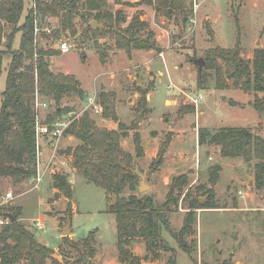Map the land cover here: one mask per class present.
<instances>
[{"label": "rangeland", "instance_id": "rangeland-1", "mask_svg": "<svg viewBox=\"0 0 264 264\" xmlns=\"http://www.w3.org/2000/svg\"><path fill=\"white\" fill-rule=\"evenodd\" d=\"M105 1L110 10L124 13L126 23L122 28L133 17L145 22L147 29L139 36L145 38L147 34H153L148 38H154L161 53L133 50L128 55L115 48L114 40L108 34L97 38L82 36L80 22L76 18L78 34L72 36L67 33L61 38L71 45L66 54L59 51L57 41L51 36L47 41L43 40L47 48L59 52L49 59L51 70L74 76L85 93L83 100L76 96L63 98L61 107L80 112L88 96L99 100L101 92L113 94L119 122L130 128L126 137L120 140V145L133 156L135 172L146 174L145 184L149 188L138 194H147L156 204H161L173 179L186 176V186L176 194L178 203L172 207L170 215L173 230L182 226L188 203L193 197L202 196L200 202L203 199L207 201L209 195L205 192L212 189L216 205V209L196 211L195 235L186 239L187 242L192 239L196 242L190 256L181 251L165 232L163 237L174 248L173 253L160 252L159 259L154 260L140 239L132 244L130 250L140 258L148 256L149 260L142 261V264H168L170 257L175 259V264H264V189L255 188L256 161L246 164L240 158H224L218 146L198 144V131L202 128L221 131L240 127L264 138V106L262 110H256L253 105L256 99L264 97V93L247 92L241 87L243 81L232 80L227 81V88L219 89L214 72L205 69L206 65L199 71L194 62L200 58L204 60L206 52L213 47L231 49L237 42L242 58L252 60L256 50L264 49V0H191L192 11L188 12L186 23H182L178 14L166 19L163 12H155L153 7L138 5V0ZM193 5H196V11ZM32 6L33 0H24L18 26ZM55 26L56 18L46 20V28ZM6 32H10L9 26H6ZM21 34L16 33L12 50L18 49ZM3 48L1 45L0 49ZM10 61L9 55L3 59L0 94L5 88ZM194 94L202 97L197 105L191 101ZM142 98L145 104L140 106ZM34 101V97L30 99L32 109ZM38 101L46 104V108L38 111L40 121L44 122L53 116L54 101L41 95ZM88 115L100 128L118 129L117 123L104 119L101 114L91 112ZM137 117L139 121L135 122ZM134 134L140 138L141 158L135 155ZM167 139L169 142L162 162L157 166L158 152ZM78 144L77 139L66 135L55 147L48 140L42 143L41 152H45L40 160V167L44 170L41 182L35 188L32 180L15 185L11 179L3 178L0 201L8 192L12 194V200L1 209L20 208V222L40 243L53 250L57 257L52 255V258L60 264H64L63 252L69 254V259L78 257V252L70 250L62 242V237L77 241L92 231H96V251L92 261L95 264H124L118 260L115 216L109 211L117 196H108L104 189L88 183L79 171L72 170L73 159L67 152ZM167 153L169 157L165 158ZM211 166L221 168L214 186L208 183ZM54 172L66 175L69 181L71 175H75L70 200L53 190ZM130 194L125 188L120 196ZM69 206L70 219L67 214ZM39 218L45 221L43 230L33 227V221ZM4 219L0 215V220ZM69 220L71 233L64 236L62 230ZM61 244L63 252L59 248ZM18 264L28 263L21 261ZM47 264H51V260Z\"/></svg>", "mask_w": 264, "mask_h": 264}, {"label": "trees", "instance_id": "trees-1", "mask_svg": "<svg viewBox=\"0 0 264 264\" xmlns=\"http://www.w3.org/2000/svg\"><path fill=\"white\" fill-rule=\"evenodd\" d=\"M191 0H138V5L153 7L155 12H163L167 19L174 14L181 16L182 23L188 21V12L192 11ZM24 8V0H0V75L4 57L10 56L11 61L5 81V88L0 94V182L3 178L11 179L15 185L31 181L37 174V149L35 143V114L30 99L35 93V73L38 80L39 95L52 98L54 112L46 122L51 124L56 117L72 111V108L61 107L65 97L76 96L83 100L85 93L79 81L71 75L54 73L49 59L59 52L47 48L43 40L51 36L53 40H61L69 33L76 36L79 28L75 22H80L81 35L89 38L101 37L108 34L114 40L116 49L124 50L128 55L133 50H161L154 38H141L139 33L147 29V24L133 17L125 28L126 18L121 10H110L105 0H33V6L24 21L18 26ZM50 17L57 19V26L49 35L40 33V38L34 43V23L40 29L46 27ZM96 21L103 25L100 31L90 26ZM6 26L10 32H6ZM21 32L19 47L12 50V42L16 33ZM5 41L3 42V39ZM51 39V38H50ZM98 47L101 45L97 43ZM107 49V48H105ZM239 42L231 49L213 47L205 54V69L214 72L216 86L227 88V81H243L241 87L247 92L264 93V49L256 50L252 60H244L241 56ZM104 59V54H102ZM200 85V82H198ZM101 116L118 124L117 130L98 127L94 120L85 113L76 120L65 135L74 137L79 144L67 155L73 159V168L79 171L88 183L98 186L108 194L116 195L115 202L110 204L109 211L115 216L117 232L118 260L124 264H142L149 260L148 256L140 258L132 253L130 247L140 239L144 242L147 254L157 260L160 252H174V248L163 237L168 234L177 247L190 256L195 247V240L187 242L188 237L195 235L196 211L198 209H216L212 189L205 193L209 195L206 202H200L199 196L193 197L186 209L182 226L173 230L170 224L172 207L177 205V193L180 194L186 186V176L180 175L173 179L170 190L161 204L147 194H138L139 176L133 168V156L120 145V140L126 137L130 129L119 122L115 112L113 94L101 92L99 95ZM145 104L144 98L139 102ZM256 110H262L264 97L254 102ZM134 124L130 126L133 128ZM133 146L137 158L143 156L140 138L133 135ZM164 143L157 155L155 165L162 162L167 143ZM216 145L224 158H240L249 164L255 160V188L264 189V138L252 133L249 129L228 127L221 131L202 128L198 131V144ZM220 166H211L208 170V183L214 186L219 179ZM52 187L57 193L68 200L72 197V188L67 176L54 172ZM127 188L131 194L120 196ZM1 193V190H0ZM205 195V194H204ZM184 196V199L186 198ZM6 207V206H5ZM70 207V206H69ZM71 218L70 209L67 212ZM0 215L8 218V223L0 228V264H18L25 261L28 264H60L52 258L53 250L40 243L34 234L21 222V209L18 207L1 209ZM10 217L15 220L11 221ZM95 233L90 232L86 237L77 241L62 237V242L72 251L78 252V257L69 259L64 253V264H95ZM83 258L87 259L83 263ZM173 257L168 264H175Z\"/></svg>", "mask_w": 264, "mask_h": 264}, {"label": "built area", "instance_id": "built-area-1", "mask_svg": "<svg viewBox=\"0 0 264 264\" xmlns=\"http://www.w3.org/2000/svg\"><path fill=\"white\" fill-rule=\"evenodd\" d=\"M193 10L196 11V5H193ZM54 28V27H53ZM53 28H44L40 29L38 24L34 23V35L35 40L34 43L37 42V38H40V33L44 32L47 35L53 30ZM57 47L62 54H66L68 50L71 49V45L68 41L65 40H58ZM39 98V90H38V80L37 75L35 73V93H34V107L33 111L35 114V143L37 149V174L36 177L32 180L35 183V188L41 182L42 174L44 170L40 167V160H41V144L44 143L46 140L52 142V146H57L59 140L65 136V132L69 127L80 117H82L85 113L90 114L91 112L101 114L102 109L100 106V102H98V98L96 99L95 96H88L85 100V104L83 109L80 112H67L59 117H56L51 124H48L46 120L44 122L40 121L39 116V109L46 108V104H41L38 101ZM202 97L193 95L192 102L197 105ZM70 137V136H69ZM47 169V168H46ZM43 172V173H42ZM12 200V194L10 192L6 193L0 201V207H5L8 205V201ZM42 218V217H41ZM37 219L33 221V227L37 230H43L45 228V221L44 219ZM8 223V218H5L4 221L0 220V225H5Z\"/></svg>", "mask_w": 264, "mask_h": 264}, {"label": "water", "instance_id": "water-1", "mask_svg": "<svg viewBox=\"0 0 264 264\" xmlns=\"http://www.w3.org/2000/svg\"><path fill=\"white\" fill-rule=\"evenodd\" d=\"M90 26L92 27V28H96V29H98V30H100V31H102V30H104V27H103V25H101V24H99V23H97L96 21H92V22H90ZM196 64H197V66H198V70L199 71H201V69H202V67L205 65V61L203 60V59H197V60H195L194 61ZM102 88H103V86H102ZM166 120H167V118H166ZM139 121V118L137 117L136 119H135V122H138ZM137 173V175L139 176V187H138V192L139 193H143L145 190H147L149 187L145 184V177H146V174L145 173H143V174H141V173H138V172H136ZM206 201V199H203V202H205ZM10 220L11 221H14L15 220V218L14 217H10ZM71 222H70V220L68 221V223H67V225H66V227L62 230V234L64 235V236H66L67 234H69V233H71ZM53 257H57V256H54L53 255ZM87 262V259L86 258H83V263H86Z\"/></svg>", "mask_w": 264, "mask_h": 264}, {"label": "crops", "instance_id": "crops-1", "mask_svg": "<svg viewBox=\"0 0 264 264\" xmlns=\"http://www.w3.org/2000/svg\"><path fill=\"white\" fill-rule=\"evenodd\" d=\"M196 133H197V131H196ZM196 139H197V135H196ZM46 142V141H45ZM209 146H212V145H209ZM220 151V150H219ZM45 152V151H44ZM44 152H43V150H42V152H41V155H43L44 156ZM130 153V152H129ZM169 153V152H168ZM166 154L165 155V158L166 157H169L168 155L169 154ZM72 170H74L75 171V169L72 167ZM60 174V173H59ZM160 174H162L163 175V172H160ZM64 175V174H63ZM66 176V175H65ZM75 177V175L73 174V175H71V177H70V184L72 183V179ZM68 178V177H67ZM68 180H69V178H68ZM148 186V185H147ZM149 187V186H148ZM71 188H72V184H71ZM152 188H153V186H152ZM56 193H57V190H55V189H53ZM70 210H71V207H70ZM71 229H72V227H71Z\"/></svg>", "mask_w": 264, "mask_h": 264}, {"label": "flooded vegetation", "instance_id": "flooded-vegetation-1", "mask_svg": "<svg viewBox=\"0 0 264 264\" xmlns=\"http://www.w3.org/2000/svg\"><path fill=\"white\" fill-rule=\"evenodd\" d=\"M166 18V17H165ZM167 19V18H166Z\"/></svg>", "mask_w": 264, "mask_h": 264}]
</instances>
